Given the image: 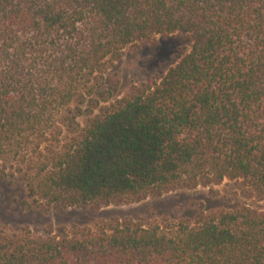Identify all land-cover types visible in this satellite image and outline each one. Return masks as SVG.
<instances>
[{
  "label": "trees",
  "instance_id": "trees-1",
  "mask_svg": "<svg viewBox=\"0 0 264 264\" xmlns=\"http://www.w3.org/2000/svg\"><path fill=\"white\" fill-rule=\"evenodd\" d=\"M175 32L191 36L188 53L101 105L127 48ZM6 178L41 207L101 208L225 179L264 202V0H0ZM0 264H264V209L0 228Z\"/></svg>",
  "mask_w": 264,
  "mask_h": 264
},
{
  "label": "rangeland",
  "instance_id": "rangeland-1",
  "mask_svg": "<svg viewBox=\"0 0 264 264\" xmlns=\"http://www.w3.org/2000/svg\"><path fill=\"white\" fill-rule=\"evenodd\" d=\"M191 45L189 34L175 32L157 35L127 48L122 58L106 74L104 88L111 91L112 98L101 105L114 103L134 86L160 79L190 51ZM87 119V116L78 118L82 127ZM65 134L68 135L67 132ZM244 204L264 209V202L245 197L238 182L228 179L219 185L182 188L140 202L111 204L101 208L37 206L28 197L23 182L11 178L0 180V228L15 230L27 227L37 234H43L49 226H94L100 221L115 219L139 222L167 218L192 220L200 210H233Z\"/></svg>",
  "mask_w": 264,
  "mask_h": 264
}]
</instances>
